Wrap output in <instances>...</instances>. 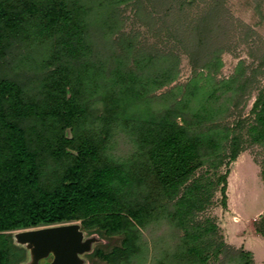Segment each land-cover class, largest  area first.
I'll use <instances>...</instances> for the list:
<instances>
[{
	"label": "trees",
	"instance_id": "16d2710c",
	"mask_svg": "<svg viewBox=\"0 0 264 264\" xmlns=\"http://www.w3.org/2000/svg\"><path fill=\"white\" fill-rule=\"evenodd\" d=\"M134 2L0 0V264L25 258L13 232L71 223L108 241L90 264H252L205 213L245 145L264 151V87L239 109L263 64L217 80L220 52H191L157 95L179 63L119 34Z\"/></svg>",
	"mask_w": 264,
	"mask_h": 264
},
{
	"label": "rangeland",
	"instance_id": "374dc122",
	"mask_svg": "<svg viewBox=\"0 0 264 264\" xmlns=\"http://www.w3.org/2000/svg\"><path fill=\"white\" fill-rule=\"evenodd\" d=\"M118 18L119 34L131 37L138 49L171 54L178 59L175 81L158 90L157 95L173 87L183 88L189 82L193 76L191 52H220L217 80L232 76L239 64L247 76L263 64L249 97L239 108L242 117L248 115L258 91L264 87V0H140L121 6ZM200 37L203 42L198 45ZM190 44L196 49H191ZM237 112L232 111L230 123ZM123 139L119 136V143L127 146ZM263 160V149L245 145L229 167L226 208L221 207V195L216 192L214 206L205 213L215 221L227 245L252 253V264H264V238L257 236L254 228L264 211ZM225 170L222 168L220 173ZM107 243L102 240L101 244Z\"/></svg>",
	"mask_w": 264,
	"mask_h": 264
},
{
	"label": "water",
	"instance_id": "95a60500",
	"mask_svg": "<svg viewBox=\"0 0 264 264\" xmlns=\"http://www.w3.org/2000/svg\"><path fill=\"white\" fill-rule=\"evenodd\" d=\"M13 244L25 251L20 264H87L86 255L102 243L97 235H87L78 223L17 231Z\"/></svg>",
	"mask_w": 264,
	"mask_h": 264
}]
</instances>
